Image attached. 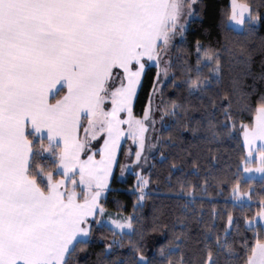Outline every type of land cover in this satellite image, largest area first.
I'll use <instances>...</instances> for the list:
<instances>
[{"label": "snow or ice", "instance_id": "obj_1", "mask_svg": "<svg viewBox=\"0 0 264 264\" xmlns=\"http://www.w3.org/2000/svg\"><path fill=\"white\" fill-rule=\"evenodd\" d=\"M206 9L0 0V264H264V186L253 179L264 181V0H230L215 36L189 42ZM236 133L246 151L235 169L192 151ZM204 158L202 184L176 180L172 198H190L179 215L145 216L157 164L170 179L185 163L199 175ZM126 171L133 211L114 215L107 194ZM210 184L242 215L190 208Z\"/></svg>", "mask_w": 264, "mask_h": 264}, {"label": "trees", "instance_id": "obj_2", "mask_svg": "<svg viewBox=\"0 0 264 264\" xmlns=\"http://www.w3.org/2000/svg\"><path fill=\"white\" fill-rule=\"evenodd\" d=\"M206 3L207 9L203 14L202 22L198 21L191 26V34L188 36L189 42L196 38H201V32L208 28L212 29L213 36H215L216 29L213 25L216 24L217 20L220 18L224 8L228 6L229 0H206ZM255 59L258 61L259 56L257 55ZM179 150L180 149H173V151L176 152ZM192 151L199 152L203 157H207L209 154L216 156L217 159L212 162V165H214L215 170L217 171L226 170L229 165L235 169L238 158L245 153L241 133H236L234 137L229 138L218 145H212L210 151L208 147H201L199 149L193 148ZM151 162L150 157L149 163ZM200 162L204 167L199 170V175L196 173V170L192 168L190 163H185L180 164L179 167L181 170L173 172L170 179L168 165L157 164L152 172L153 183L150 185L152 197L145 201L144 208L142 209L145 216H150L154 206L159 208L165 214L171 211L174 215H179L180 213L175 209L176 204L185 203L190 198L185 197L179 201L172 198L174 196L175 188L177 187L176 180L177 178L184 179L186 176L188 180L202 184L203 181L201 176L204 168L210 167V165L206 158L202 159ZM133 184L134 177L131 174H128L123 182L117 181L112 185L114 191L107 194V202L105 205L109 212H119L123 215H127L133 211L132 204L135 200V196L132 194ZM262 186H264V181L261 179H254L255 188L259 189ZM214 206L217 210L227 207L233 210L235 215H242L241 207L239 205L234 206L231 200L230 191L224 190L221 192V190L213 184H210L207 187V191L197 190L195 203L189 204V207L195 208L197 213H203L205 219H208ZM252 207L254 210V203ZM243 211H247V205L244 206ZM192 234L193 236L197 234L195 228L192 229ZM192 246H194V242Z\"/></svg>", "mask_w": 264, "mask_h": 264}, {"label": "rangeland", "instance_id": "obj_3", "mask_svg": "<svg viewBox=\"0 0 264 264\" xmlns=\"http://www.w3.org/2000/svg\"><path fill=\"white\" fill-rule=\"evenodd\" d=\"M229 2H230V0H229ZM157 127H159V125H157ZM149 161H150V158H149ZM128 174H131L134 177V184H133V187H134V185H135V176H134V174L131 171H126L124 173L123 177L119 181L123 182L126 179ZM117 175H119V169H117ZM253 179H261L260 178V174L254 173L253 174ZM110 213H112V212H110ZM113 214L115 215L116 213H113Z\"/></svg>", "mask_w": 264, "mask_h": 264}, {"label": "crops", "instance_id": "obj_4", "mask_svg": "<svg viewBox=\"0 0 264 264\" xmlns=\"http://www.w3.org/2000/svg\"><path fill=\"white\" fill-rule=\"evenodd\" d=\"M242 142H243V137H242ZM246 151V150H245Z\"/></svg>", "mask_w": 264, "mask_h": 264}]
</instances>
